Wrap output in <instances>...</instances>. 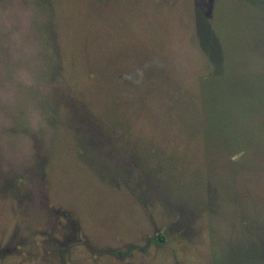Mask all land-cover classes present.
Wrapping results in <instances>:
<instances>
[{"label": "rangeland", "instance_id": "1", "mask_svg": "<svg viewBox=\"0 0 264 264\" xmlns=\"http://www.w3.org/2000/svg\"><path fill=\"white\" fill-rule=\"evenodd\" d=\"M0 264H264V0H0Z\"/></svg>", "mask_w": 264, "mask_h": 264}]
</instances>
